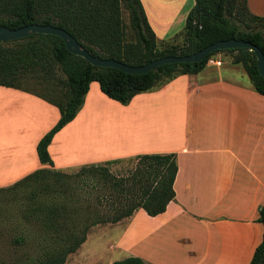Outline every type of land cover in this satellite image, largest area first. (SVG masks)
<instances>
[{
	"label": "crops",
	"instance_id": "1",
	"mask_svg": "<svg viewBox=\"0 0 264 264\" xmlns=\"http://www.w3.org/2000/svg\"><path fill=\"white\" fill-rule=\"evenodd\" d=\"M141 1L158 41L181 33L195 6V0ZM247 3L253 15L264 18V0ZM219 67L208 64L197 75L179 76L126 106L93 82L77 117L49 146L54 169L61 171L140 155H177L176 199L167 211L151 217L141 209L115 225L122 228L117 248L148 264H251L263 241L264 95L235 68ZM60 117L45 100L0 86V161L20 163L14 174L0 177V188L50 168L40 162L37 146ZM98 119L114 125L120 148L70 156L72 144L81 141L75 135H89Z\"/></svg>",
	"mask_w": 264,
	"mask_h": 264
},
{
	"label": "trees",
	"instance_id": "2",
	"mask_svg": "<svg viewBox=\"0 0 264 264\" xmlns=\"http://www.w3.org/2000/svg\"><path fill=\"white\" fill-rule=\"evenodd\" d=\"M34 24L64 29L92 56L135 67L169 56L192 55L212 44L231 39L255 44L264 52V18L250 12L247 0H195L182 32V44L164 48L159 46L141 0H0V27L16 30ZM219 53L233 54L234 62L242 65L255 91L264 95V78L257 59L247 49L216 51L199 63L167 64L147 74L132 75L114 68L93 66L69 52L64 41L54 35L36 33L0 43V86L23 90L18 87L21 78L34 72L50 74L59 71L65 78V90L57 99L33 94L56 106L61 114L58 123L37 146L40 162L50 168L39 169L12 186L0 188V193L9 192L25 200L23 219L27 223L35 221L54 233L66 231L69 227L67 207L57 204L54 199L69 193L74 178L85 180L81 183L83 189H105L102 198L115 212L112 216L95 214L92 223L78 233L68 230L66 236L57 238L61 242L58 250L47 251L45 259L34 264H66L68 256L76 253L87 241L92 227L118 224L141 209L156 217L165 213L176 199L174 184L179 171L176 154L140 155L85 165L74 176L54 169L49 146L55 135L77 117L90 85L98 82L107 97L126 106L135 96L161 88L179 76L201 73ZM134 159L138 164L130 175L116 176L111 172L112 165ZM51 180L54 181L52 187ZM34 186L37 187L28 190ZM87 204L93 205L91 201ZM85 208L94 210L88 205ZM62 219L65 220L61 223ZM259 223L264 226V207L260 209ZM114 264L146 262L130 257ZM251 264H264V237Z\"/></svg>",
	"mask_w": 264,
	"mask_h": 264
},
{
	"label": "rangeland",
	"instance_id": "3",
	"mask_svg": "<svg viewBox=\"0 0 264 264\" xmlns=\"http://www.w3.org/2000/svg\"><path fill=\"white\" fill-rule=\"evenodd\" d=\"M183 31L169 40H159V46L164 48L175 44L181 45ZM211 60H220L222 65L219 68H235L238 73L244 75L243 79L248 81L246 71L242 65L234 62L233 54L219 53L213 56ZM210 61L208 64L213 65ZM64 81L65 78L59 71L50 74L34 72L21 78L18 87L41 97L57 99L65 90ZM88 129L90 134L84 138L82 135H75L80 136L81 141L79 144L73 143V148L71 146L69 155L73 158L76 156L89 158L100 151L109 152L115 150V148H120L117 147L120 145H118L115 138L114 125L109 124V121L102 123L98 119ZM137 164V159L127 160L121 164L112 165L110 170L116 176H128ZM17 166L20 167V163L14 160L0 161V177L7 173L14 174L18 171ZM81 169L76 168L64 172L74 176L79 174ZM84 181L74 178L72 180L74 185L68 189L69 193L64 194L61 198L56 197L54 199L57 204L66 206L69 211V227L66 231H60V233H54L52 230L47 231L35 221L27 223L22 216L26 201L9 192L0 193V264H34L45 259L47 251L58 250V245H61V242L57 238L66 236L68 230L80 232L85 225L92 223L95 214L98 213L108 216L114 215L115 212H112L109 204L103 199L104 197L102 198L105 189H83L81 183H84ZM53 184L54 181L51 180L50 186H54ZM36 187L34 186L28 190ZM90 201L93 205L87 204ZM87 205L92 206L94 210H86L85 206ZM63 220L65 219H62L61 223ZM115 225L107 224L92 227L88 232L87 241L76 253L68 256L66 264H114L134 257L117 248L122 228H117ZM74 226L78 228L73 229Z\"/></svg>",
	"mask_w": 264,
	"mask_h": 264
},
{
	"label": "water",
	"instance_id": "4",
	"mask_svg": "<svg viewBox=\"0 0 264 264\" xmlns=\"http://www.w3.org/2000/svg\"><path fill=\"white\" fill-rule=\"evenodd\" d=\"M36 33L45 34V35H54L60 37L64 41L65 46L69 52H71L76 56H80L84 58L93 66L114 68L126 74H132V75L147 74L157 69L158 67L167 64L199 63L204 59H206L208 55L216 51L229 50V49H247L254 53L257 59V65L260 74L264 78L263 50L255 44L243 40H236V39L217 42L192 55H188L184 57L169 56L139 67L130 66L114 59H102L100 57L92 56L68 31L51 25L34 24L16 30H12L7 27H0V43L27 38L30 35Z\"/></svg>",
	"mask_w": 264,
	"mask_h": 264
},
{
	"label": "built area",
	"instance_id": "5",
	"mask_svg": "<svg viewBox=\"0 0 264 264\" xmlns=\"http://www.w3.org/2000/svg\"><path fill=\"white\" fill-rule=\"evenodd\" d=\"M212 61V62H211ZM210 62L213 64V65H216V66H221L222 65V63L221 62H219V61H213V60H211Z\"/></svg>",
	"mask_w": 264,
	"mask_h": 264
},
{
	"label": "bare ground",
	"instance_id": "6",
	"mask_svg": "<svg viewBox=\"0 0 264 264\" xmlns=\"http://www.w3.org/2000/svg\"><path fill=\"white\" fill-rule=\"evenodd\" d=\"M200 255V254H199ZM203 256H204V254H203ZM202 259V258H201ZM198 262V261H197ZM208 264V263H207Z\"/></svg>",
	"mask_w": 264,
	"mask_h": 264
}]
</instances>
